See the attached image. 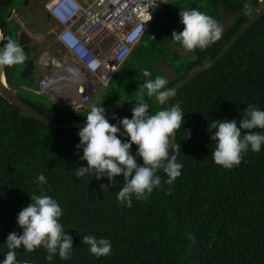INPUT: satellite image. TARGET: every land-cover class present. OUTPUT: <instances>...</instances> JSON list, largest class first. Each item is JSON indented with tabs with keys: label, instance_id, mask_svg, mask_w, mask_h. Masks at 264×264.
I'll list each match as a JSON object with an SVG mask.
<instances>
[{
	"label": "trees",
	"instance_id": "1",
	"mask_svg": "<svg viewBox=\"0 0 264 264\" xmlns=\"http://www.w3.org/2000/svg\"><path fill=\"white\" fill-rule=\"evenodd\" d=\"M25 0H0L2 44L12 37L18 42L20 27L10 16ZM249 5L245 15L244 4ZM262 7L260 0H168L149 30L117 70L110 84L100 91L98 106L106 109V118L122 108L133 115L132 108L140 94V85L148 79L167 74V60L174 72L167 88L183 79L192 68L210 62L237 33L242 25ZM196 9L215 18L220 25L228 16L231 24L221 38L191 54L177 53L173 31H182L180 11ZM16 25H13V21ZM21 45V44H20ZM28 60L7 67L6 79L19 96L45 116L57 121L85 120L91 109L73 111L36 96L37 65L31 46L21 45ZM147 69L150 77H145ZM28 81L31 86H25ZM146 91V90H145ZM148 99L147 97H145ZM150 111L166 107L155 98ZM171 104H179L184 124L177 130L178 160L181 175L169 185L163 170L157 174L162 185L148 200H136L132 207L120 204L119 183L107 177L97 180L92 173L77 178L76 169L86 167L82 148L78 149V128H54L24 114L0 95V264L9 251L6 245L11 232L23 233L17 218L31 204V195L46 194L63 210L60 223L73 237V255L62 260L59 255L49 262L41 247L28 253L16 249L17 261L30 264H264V145L251 150L241 164L232 169L217 165L211 140L217 129L209 132L213 121L241 120L248 105L264 111V16L251 25L229 51L207 71L176 91ZM252 131L264 134V129ZM122 141H130L118 135ZM171 151V150H170ZM137 146H132L135 156ZM174 153L170 152V155ZM138 164L142 158L136 156ZM43 174L46 184L38 183ZM170 189V191H169ZM194 235L195 242L189 239ZM105 238L112 245L108 256L97 258L90 253L82 237Z\"/></svg>",
	"mask_w": 264,
	"mask_h": 264
},
{
	"label": "clouds",
	"instance_id": "2",
	"mask_svg": "<svg viewBox=\"0 0 264 264\" xmlns=\"http://www.w3.org/2000/svg\"><path fill=\"white\" fill-rule=\"evenodd\" d=\"M163 2L166 4L165 0ZM243 7L247 15L249 5L245 3ZM179 16L184 27L182 31L172 32V40L187 52H194L197 48L204 50L222 36V26L206 13L196 9H181ZM61 39L68 42L66 37ZM27 60L28 56L23 47L12 37H8L7 42L0 47V67L23 65ZM143 75L150 77L151 73L145 69ZM167 84L164 76H156L140 85V94L132 108V118L125 117L120 120L124 133L130 137L128 142L118 137L120 127L109 122L103 106L91 107L86 116V125L78 133L80 144L77 148H82L81 159L87 162V166L76 169L77 178L88 173H92L97 180L107 177L110 184L100 186L104 190L109 185L119 183L115 180L116 177L123 176V187L117 194V200L129 208L132 207L133 197L146 201L154 189L161 187L162 180L157 174L159 171L166 173L167 184L174 183L181 175L183 165L177 162L178 146L173 141L176 131L184 124V113L179 104H171L170 107H164L153 114L149 104V100L155 98L163 106L176 96V91L167 88ZM257 128L264 129V111L254 105L247 106L239 122L235 119L213 121L209 132L217 129L211 136V140L215 142L212 152L214 162L225 169H232L241 164L249 150L260 152L264 145V134L252 131ZM133 145L137 146L135 156L132 154ZM170 152L174 154L170 155ZM136 156L142 158V165L138 164ZM38 183H47L43 174L38 176ZM30 198L31 204L23 208L17 218L23 233L14 231L8 235L6 245L9 251L2 264H30L27 260L17 261L16 249L21 246L28 253L43 247L48 253L46 259L49 262L57 254L62 260H70L73 255V237L67 234L60 223L62 208L55 199L46 194L31 195ZM189 239L195 242L194 235L189 234ZM81 242L88 245L90 253L97 258L108 256L112 252V245L105 238L97 239L86 235Z\"/></svg>",
	"mask_w": 264,
	"mask_h": 264
},
{
	"label": "built area",
	"instance_id": "3",
	"mask_svg": "<svg viewBox=\"0 0 264 264\" xmlns=\"http://www.w3.org/2000/svg\"><path fill=\"white\" fill-rule=\"evenodd\" d=\"M164 6L163 0H46L51 27L46 31L43 23L33 38L31 52L44 71L33 93L63 108L86 109ZM49 38L53 49L44 45Z\"/></svg>",
	"mask_w": 264,
	"mask_h": 264
},
{
	"label": "water",
	"instance_id": "4",
	"mask_svg": "<svg viewBox=\"0 0 264 264\" xmlns=\"http://www.w3.org/2000/svg\"><path fill=\"white\" fill-rule=\"evenodd\" d=\"M262 16H264V6L261 7L254 15H252V17L248 21H246L242 25V27L230 39V41L221 49V51L217 54L216 57H214L208 63L200 64L192 68L190 72L183 79L173 84L170 88L174 89L175 91H178L180 88L190 83L198 74L207 71L213 66H215L216 63L229 51V49L234 45V43L242 36V34ZM2 40H3V31L0 26V47H2ZM5 69L6 66L0 67V95H2L5 99H7L11 104L18 107L24 114L41 122L42 124L54 128H78V127H84L86 125L87 122L86 119L80 121H57L45 116L44 114L33 108L30 104H28L25 100H23L19 96L17 90L13 86H10L8 84L6 79ZM170 105H171V101L166 103V107L167 106L170 107ZM118 135L127 140H130V137H128L124 133V130L121 127H120V133H118ZM176 139H177V131H176V138L174 139L173 144L176 143ZM169 150H171V147Z\"/></svg>",
	"mask_w": 264,
	"mask_h": 264
},
{
	"label": "rangeland",
	"instance_id": "5",
	"mask_svg": "<svg viewBox=\"0 0 264 264\" xmlns=\"http://www.w3.org/2000/svg\"><path fill=\"white\" fill-rule=\"evenodd\" d=\"M45 1L46 0H28V2L25 5H19V7L16 10H13L11 16L13 19H15L18 22L20 27L19 38H18L19 44L32 46V44H34L33 38L34 39L37 38L35 34L41 31L40 27L43 25V23H44V28L46 27V31H48V28L51 27V25L48 23L49 18L46 17L44 11ZM233 19L234 16H231L230 19H228L227 21V25L231 24ZM15 20L13 21V25H16ZM35 45L38 48H41V45L37 44V42H35ZM44 45L48 46L50 49H53L52 40L50 38L46 39ZM175 48L177 53H189V54L192 53V52H187L182 47L177 45H175ZM23 66L24 65H21V67H19V70L22 69ZM163 69L167 74V80L172 79L174 76V72L167 60L163 64ZM43 73L44 71L37 67L36 79L40 78V75H42ZM24 85L27 87L31 86L28 81H25ZM99 100H100V94H97L93 98L92 102L88 104L87 107L91 109L92 106H98ZM110 117L112 118L115 117V119L120 121L125 117L131 119L132 115L124 111L122 108H118L110 113Z\"/></svg>",
	"mask_w": 264,
	"mask_h": 264
},
{
	"label": "crops",
	"instance_id": "6",
	"mask_svg": "<svg viewBox=\"0 0 264 264\" xmlns=\"http://www.w3.org/2000/svg\"><path fill=\"white\" fill-rule=\"evenodd\" d=\"M261 3H262V7H263V6H264V0H262ZM257 11H258V10H257ZM257 11H256V12H257ZM230 17H231V16H228L226 22H225L224 24L221 25V26H222V29H224L226 26H228V25H227V21H228V19H230ZM251 17H252V16H251ZM41 70H43V69L41 68Z\"/></svg>",
	"mask_w": 264,
	"mask_h": 264
},
{
	"label": "flooded vegetation",
	"instance_id": "7",
	"mask_svg": "<svg viewBox=\"0 0 264 264\" xmlns=\"http://www.w3.org/2000/svg\"><path fill=\"white\" fill-rule=\"evenodd\" d=\"M28 2V0H26L25 2H23L21 5H25ZM16 10V9H15Z\"/></svg>",
	"mask_w": 264,
	"mask_h": 264
}]
</instances>
